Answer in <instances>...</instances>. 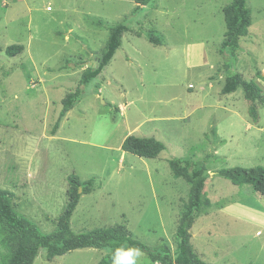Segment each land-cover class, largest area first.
Instances as JSON below:
<instances>
[{
	"label": "rangeland",
	"instance_id": "374dc122",
	"mask_svg": "<svg viewBox=\"0 0 264 264\" xmlns=\"http://www.w3.org/2000/svg\"><path fill=\"white\" fill-rule=\"evenodd\" d=\"M231 3L153 0L137 9L134 0H0V190L13 194L16 211L52 233L69 176L93 178L72 217L74 232L126 225L143 243L166 241L174 251L190 185L169 162L207 158L212 204L191 230L196 253L209 264H264V195L217 174L264 166V105L256 120L242 88L222 94L223 10ZM248 6L252 25L234 70L264 91V0ZM119 23L129 27L123 45L53 135L63 100L97 67L109 27ZM149 32L163 43H151ZM12 45L25 49L8 57ZM131 135L166 150L156 159L124 152ZM3 237L0 227V264L8 255ZM107 253L80 249L48 261L42 250L34 264H98ZM140 264L158 263L143 253Z\"/></svg>",
	"mask_w": 264,
	"mask_h": 264
},
{
	"label": "trees",
	"instance_id": "16d2710c",
	"mask_svg": "<svg viewBox=\"0 0 264 264\" xmlns=\"http://www.w3.org/2000/svg\"><path fill=\"white\" fill-rule=\"evenodd\" d=\"M134 1L138 4L137 9L153 2V0ZM223 12L227 30L220 48V54L225 57L226 74L222 94L231 95L242 88L245 99L251 102V114L258 120L259 107L264 105V91L256 82L247 81L241 73L234 70L239 60L240 40L248 35L252 25L248 0H232ZM98 25L102 27L103 23L99 22ZM128 31L129 27L124 23L109 27V39L99 64L85 71L76 90L66 95L59 118L52 129L53 135L58 132L61 121L82 100L84 87L97 79L109 66L122 46L124 33ZM148 35L151 43L156 45L163 43L154 32H149ZM24 49L23 45H12L6 48L5 54L13 58L21 54ZM0 52H2L1 47ZM212 131L216 136V127H213ZM121 149L138 157L156 159L166 150V146L155 138L131 135L124 140ZM206 159L197 161L191 157H174L169 162L173 176L183 179L190 185L189 199L184 205L177 225V247L174 251L166 241L156 246L143 243L134 237L126 225L94 229L84 233L74 232L71 225L72 217L82 195L92 192L95 183L93 178L83 181L75 174L69 176L68 203L52 233H43L35 221L19 214L13 205V194L0 190V227L4 234L2 245L8 251L4 264H34L42 250H45L48 261H54L58 257L80 249L107 250L108 253L98 264H112L113 253L120 247L139 248L152 262L158 264H209L196 253L191 242V230L195 222L212 204L205 193L209 179ZM217 174L231 181L235 186H250L255 193L264 195V166L221 169Z\"/></svg>",
	"mask_w": 264,
	"mask_h": 264
},
{
	"label": "clouds",
	"instance_id": "9594fccd",
	"mask_svg": "<svg viewBox=\"0 0 264 264\" xmlns=\"http://www.w3.org/2000/svg\"><path fill=\"white\" fill-rule=\"evenodd\" d=\"M143 252L135 247H120L113 253L112 264H140Z\"/></svg>",
	"mask_w": 264,
	"mask_h": 264
},
{
	"label": "crops",
	"instance_id": "0c3cea01",
	"mask_svg": "<svg viewBox=\"0 0 264 264\" xmlns=\"http://www.w3.org/2000/svg\"><path fill=\"white\" fill-rule=\"evenodd\" d=\"M122 45H123V42H122ZM120 50V49H119ZM118 52V51H117ZM115 56H116V54H115ZM114 56V57H115ZM114 59V58H113ZM112 62V61H111ZM189 86H193V85H189ZM190 88V87H189ZM119 110L120 111H122V112H124V110H125V108L124 107H119ZM67 116V115H66ZM127 138V137H126ZM124 142V141H123ZM123 144V143H122ZM122 147V146H121Z\"/></svg>",
	"mask_w": 264,
	"mask_h": 264
},
{
	"label": "built area",
	"instance_id": "2783aa9c",
	"mask_svg": "<svg viewBox=\"0 0 264 264\" xmlns=\"http://www.w3.org/2000/svg\"><path fill=\"white\" fill-rule=\"evenodd\" d=\"M193 86H190V88H192Z\"/></svg>",
	"mask_w": 264,
	"mask_h": 264
}]
</instances>
